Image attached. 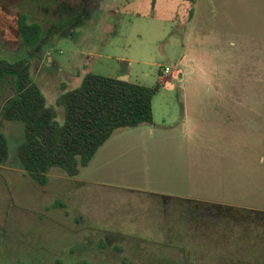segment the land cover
<instances>
[{
    "label": "rangeland",
    "instance_id": "obj_1",
    "mask_svg": "<svg viewBox=\"0 0 264 264\" xmlns=\"http://www.w3.org/2000/svg\"><path fill=\"white\" fill-rule=\"evenodd\" d=\"M90 1L0 0V57L31 60L61 123L59 97L89 72L159 85L153 122L39 185L19 157L24 123L2 116L15 88L0 82V264L264 260V0ZM22 14L43 26L32 55Z\"/></svg>",
    "mask_w": 264,
    "mask_h": 264
},
{
    "label": "trees",
    "instance_id": "obj_2",
    "mask_svg": "<svg viewBox=\"0 0 264 264\" xmlns=\"http://www.w3.org/2000/svg\"><path fill=\"white\" fill-rule=\"evenodd\" d=\"M188 1L195 4L197 0ZM193 13L191 8V17ZM18 23L28 44L41 41L42 24L29 22L26 14L20 16ZM31 67L28 57H0V82L10 80L15 88L14 95L2 107V116L24 123L25 139L19 146V157L25 171L39 185L48 182L51 167L78 176L117 129L153 122L152 102L159 85L150 87L89 72L78 87L59 97L58 105L65 113L61 123L56 107L48 104L34 80ZM8 158V138L0 131V164Z\"/></svg>",
    "mask_w": 264,
    "mask_h": 264
},
{
    "label": "flooded vegetation",
    "instance_id": "obj_3",
    "mask_svg": "<svg viewBox=\"0 0 264 264\" xmlns=\"http://www.w3.org/2000/svg\"><path fill=\"white\" fill-rule=\"evenodd\" d=\"M97 2H99V1H97V0H91L90 3L88 4V6H90V7H94V8L97 9V8L100 7V4H97ZM43 38H44V32H43V36H42L41 41L43 40ZM41 41H40L38 44H36V45H30V44H28V43L25 41V44H26L27 47H26V49L23 50V51H24V52H27L28 55H32V53L29 52V49H36V48L38 47V45L41 43ZM257 264H264V260L257 262Z\"/></svg>",
    "mask_w": 264,
    "mask_h": 264
},
{
    "label": "crops",
    "instance_id": "obj_4",
    "mask_svg": "<svg viewBox=\"0 0 264 264\" xmlns=\"http://www.w3.org/2000/svg\"><path fill=\"white\" fill-rule=\"evenodd\" d=\"M111 139L112 138H110L103 146H102V148L101 149H103L102 151H104V149L106 150L107 149V151H105V152H101L102 154H100L101 156H98L99 154V152H97V154L95 155V157L97 156V160H95V163L96 164H98V162L100 161V159L101 158H104V156H106V154L109 152L108 150H110V147L111 146H107L108 145V143H111L112 141H111ZM111 141V142H110ZM110 145V144H109ZM100 151V150H99ZM90 165V164H89ZM88 167V166H87Z\"/></svg>",
    "mask_w": 264,
    "mask_h": 264
},
{
    "label": "built area",
    "instance_id": "obj_5",
    "mask_svg": "<svg viewBox=\"0 0 264 264\" xmlns=\"http://www.w3.org/2000/svg\"><path fill=\"white\" fill-rule=\"evenodd\" d=\"M170 72L169 68L164 69V75L168 74Z\"/></svg>",
    "mask_w": 264,
    "mask_h": 264
}]
</instances>
